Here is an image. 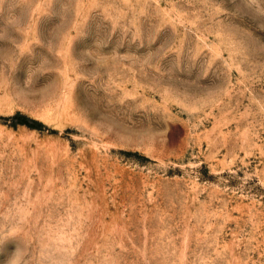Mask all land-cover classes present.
Returning <instances> with one entry per match:
<instances>
[{
	"label": "rangeland",
	"instance_id": "374dc122",
	"mask_svg": "<svg viewBox=\"0 0 264 264\" xmlns=\"http://www.w3.org/2000/svg\"><path fill=\"white\" fill-rule=\"evenodd\" d=\"M0 264H264V0H0Z\"/></svg>",
	"mask_w": 264,
	"mask_h": 264
}]
</instances>
